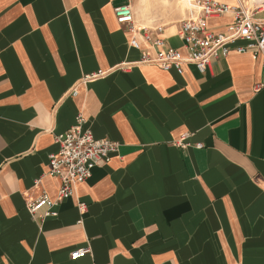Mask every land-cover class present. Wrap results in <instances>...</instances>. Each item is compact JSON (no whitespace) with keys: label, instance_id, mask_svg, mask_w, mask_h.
<instances>
[{"label":"crops","instance_id":"crops-1","mask_svg":"<svg viewBox=\"0 0 264 264\" xmlns=\"http://www.w3.org/2000/svg\"><path fill=\"white\" fill-rule=\"evenodd\" d=\"M124 5L180 48L191 0H0V264H264L262 57L231 52L204 73L138 63L113 12ZM79 112L116 151L56 216L32 215L57 195L48 154ZM183 133L202 147L176 146Z\"/></svg>","mask_w":264,"mask_h":264},{"label":"built area","instance_id":"built-area-1","mask_svg":"<svg viewBox=\"0 0 264 264\" xmlns=\"http://www.w3.org/2000/svg\"><path fill=\"white\" fill-rule=\"evenodd\" d=\"M189 14L179 22L177 35L181 46L175 47L165 42L161 36L163 26L152 29L135 23L132 9L128 5L114 7L116 22L129 33V46L140 50L138 63L154 64L162 70H174L181 74L184 66L191 64L199 73H204L214 58L226 57L231 52H250L262 57L260 77L253 86L254 91L264 87V0H233V5L218 0H191ZM261 13L260 15H257ZM229 14L231 21L222 30H215L209 24L211 18ZM151 32L155 34L153 37ZM243 41L244 43H238ZM144 44V46H143ZM130 64H126L129 66ZM94 76H83L80 83ZM71 94H77L74 86ZM82 113L75 116L74 123L64 132L54 136L55 151L48 154V173L58 181L55 199L42 192L28 203L30 214L46 207L42 217L56 216L54 206L73 195L76 186L85 182L92 169L106 161L116 151L117 142L107 138H96L86 125ZM183 133L174 144L178 147H202L201 142L191 143ZM39 180L36 181V184ZM80 213L85 211L83 202L77 203ZM91 252L90 246L75 248L70 259L77 260Z\"/></svg>","mask_w":264,"mask_h":264}]
</instances>
